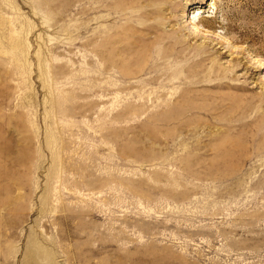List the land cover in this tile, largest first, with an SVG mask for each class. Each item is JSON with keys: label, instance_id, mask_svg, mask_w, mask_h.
Wrapping results in <instances>:
<instances>
[{"label": "rangeland", "instance_id": "obj_1", "mask_svg": "<svg viewBox=\"0 0 264 264\" xmlns=\"http://www.w3.org/2000/svg\"><path fill=\"white\" fill-rule=\"evenodd\" d=\"M171 1L188 58L190 7L241 46L201 73L240 88L103 74L101 0H0V264H264V0Z\"/></svg>", "mask_w": 264, "mask_h": 264}, {"label": "bare ground", "instance_id": "obj_2", "mask_svg": "<svg viewBox=\"0 0 264 264\" xmlns=\"http://www.w3.org/2000/svg\"><path fill=\"white\" fill-rule=\"evenodd\" d=\"M177 5L178 3H175L174 1H171L169 5L164 7L160 2L157 3L156 0H101L100 6L101 9L103 8L102 10L110 8V14L101 15L103 21H106L109 18L112 22H117L116 20L118 18L124 20L121 27H118L116 23H114L109 29L103 28L101 30V37L105 43L102 47V53L104 55L107 51L113 53L112 58H109L108 56L103 58L105 64L103 65L102 73L104 74L108 70H117L119 67L126 69L134 68L131 73L140 77L150 73L149 70L155 72L156 75L154 78L144 79V81L149 82L151 79H154L165 80L169 84L180 82L186 87L191 86L190 88H196L202 83H206L202 84L204 86L215 85L217 87H223L227 85V87L234 86L240 88L239 85H234L225 79L229 76L230 71H234L232 68L233 65L231 67V65L225 66L222 63L218 64L219 60H213L215 64H217L215 65L214 70L209 71V74L201 75V73L206 70L204 65L209 59V56L205 55L209 51L208 49L206 50L204 46L216 42V45L220 44L221 46L228 47L229 50L235 48L236 51V49L241 48V46H238V44H235L232 40L227 39L226 36L218 34V29L213 20L202 19L198 21L195 17V11H193L192 15V12L190 11L191 7L186 9L188 10L186 13L187 17L191 24H193L190 32L186 34L189 36L194 35L195 38L198 37V35H202L205 40H211L210 43L209 41H204L203 48L200 47V52L192 58H188L187 55H185L187 49L186 45L188 44L186 35L185 37H182L178 30H174L173 32H165V30H162L160 25L164 22L163 20L167 16V11L173 15ZM238 27L247 29L243 24H239ZM215 35H218V37ZM126 36L131 37L132 42H126ZM211 36H215L216 38L211 39ZM225 40H227V42ZM127 51H130L133 54L134 60L127 63L121 61L123 64H120V59L117 60V57ZM241 52L245 53L244 50ZM173 55H177L181 58L176 67H170V72L168 73L164 72L162 75L158 74L159 70H163L161 68L163 62L169 60ZM257 55L259 54L257 53ZM257 55L251 54L252 58L249 59L251 62L254 61L252 63L255 65L257 64L256 67L258 69H261V67L264 66V59L259 58L260 56ZM190 76H192V79L188 80ZM214 80H218V82L213 83ZM114 84L116 83L114 82L113 85ZM103 89L107 90L106 87ZM181 96L182 99H180ZM186 98H188L187 93H185V95L175 93L173 96L174 101H182Z\"/></svg>", "mask_w": 264, "mask_h": 264}]
</instances>
